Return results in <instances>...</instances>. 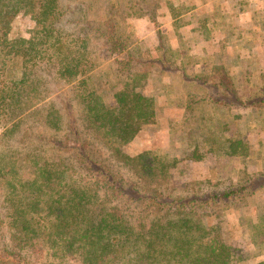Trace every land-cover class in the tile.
<instances>
[{"label": "trees", "instance_id": "obj_1", "mask_svg": "<svg viewBox=\"0 0 264 264\" xmlns=\"http://www.w3.org/2000/svg\"><path fill=\"white\" fill-rule=\"evenodd\" d=\"M162 1L175 15L169 0ZM22 2L33 25L29 37L16 29V5ZM144 2L118 0L114 7L105 0H0V39L12 36L7 53L20 60L11 77L14 85L0 88V123L6 127L0 136V264H233L211 238L209 219L225 209L252 207L264 193V161L255 172L240 168L234 181L175 183L171 163L176 157L151 148L132 155L123 146L158 115L155 96L137 87L142 68H149L161 95L174 91L168 81L176 77L181 86L193 85L192 91L179 89L171 107L187 115L193 102L256 111L264 108V89L243 96L225 64L187 73L177 43H159L155 58L132 50L122 25L133 3L146 15ZM94 39L106 45L101 62L91 48ZM4 62L0 58L2 72ZM105 62L115 65L118 78L107 74L95 85L92 74ZM72 72L81 75L74 97L84 128H66L55 140L72 159L52 158L39 145L12 144L25 118L39 113L45 126L63 129L54 98L60 88L52 85ZM92 141L105 149L106 158L95 154ZM201 147L194 143L186 157L202 159ZM206 151L227 157L249 153L238 138ZM255 228L252 235L259 236L250 239L263 244L264 227Z\"/></svg>", "mask_w": 264, "mask_h": 264}, {"label": "rangeland", "instance_id": "obj_2", "mask_svg": "<svg viewBox=\"0 0 264 264\" xmlns=\"http://www.w3.org/2000/svg\"><path fill=\"white\" fill-rule=\"evenodd\" d=\"M215 1V4L210 5L205 0H169L175 15L171 14L168 5L162 0H145L141 5L142 13L146 15H140L138 5L133 3L122 25L128 35V46L143 57L155 58L159 43L164 42L173 47L177 43L179 51L183 53L187 73L211 71L218 64H225L243 96L251 97L264 89V0ZM117 2L105 0V4L114 7L118 5ZM16 10V29L29 37L33 25L28 20L27 6L23 2L18 3ZM177 17L180 19L173 23L177 26L174 31L172 27L168 31H161L165 21L170 24L171 19ZM26 29L29 32L26 33ZM11 38L8 34L0 39V58L5 59L4 67L1 68L3 72L0 71V88L14 85L11 77L20 63L18 57L7 53ZM91 48L101 62L106 45L101 39H94ZM107 74L117 80V69L113 63L105 62L93 72L92 82L97 85ZM140 74L137 87L155 96L158 115L154 122L143 126L136 137L123 146L126 153L133 155L146 148L168 152L170 158L178 159L171 163L175 183L202 178L214 182L225 179L234 181L240 168L244 167L250 173L258 169L264 161V108L256 111L240 106L212 108L210 104L198 105L193 102L194 111L187 115L185 109L171 107L180 96L178 90L192 91V84L184 83L181 86L180 79L173 78L168 83L174 91L164 96L159 94L161 89L154 87L149 68H142ZM80 79V74L72 72L63 81L52 85L53 90L60 88L55 91L54 98L64 117L61 131L45 126L39 119V113L25 118L18 133L10 139L11 143L19 144L20 148L39 145L48 150L52 158L63 155L71 160L72 154L59 151L55 140L62 136L66 128H84L81 105L74 97V91L80 87ZM182 102L185 103L184 99ZM7 125L10 128L12 122ZM5 128L0 123V136ZM25 132H33L34 135L26 139L23 137ZM41 132L43 136H39ZM226 138L242 140L248 147V155L227 157L219 151H206L207 146L212 145L214 148L222 145ZM194 143L203 146L199 151L203 154L200 160L186 157ZM2 144L0 138V150ZM92 146L98 157H107V152L99 143L92 141ZM255 227H264V193L252 203L250 209H225L209 219L211 238L224 248L228 261L233 264H264V243L255 244L250 239V236H259L252 235L256 232Z\"/></svg>", "mask_w": 264, "mask_h": 264}, {"label": "crops", "instance_id": "obj_3", "mask_svg": "<svg viewBox=\"0 0 264 264\" xmlns=\"http://www.w3.org/2000/svg\"><path fill=\"white\" fill-rule=\"evenodd\" d=\"M179 17H180V16H179ZM179 17L174 18V19H171L170 24H168V21H165V22L163 23V25H162V29H161V31H162V32H164V31H168V30L170 29V27H172V30L174 31V29H176L177 26L174 25L173 23H177L176 21H177L178 19H180ZM136 18H137V16H136ZM167 24H168V25H167ZM171 24H172V26H170ZM160 28H161V27H160ZM165 28H167V29L164 30Z\"/></svg>", "mask_w": 264, "mask_h": 264}]
</instances>
